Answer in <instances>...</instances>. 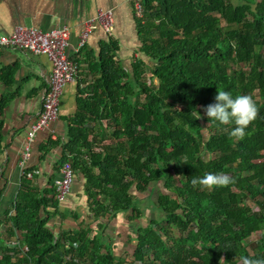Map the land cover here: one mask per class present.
Returning a JSON list of instances; mask_svg holds the SVG:
<instances>
[{
  "label": "trees",
  "instance_id": "trees-1",
  "mask_svg": "<svg viewBox=\"0 0 264 264\" xmlns=\"http://www.w3.org/2000/svg\"><path fill=\"white\" fill-rule=\"evenodd\" d=\"M143 5L144 15L136 20L139 56L131 70L114 54L103 58L101 77L91 85L90 96L80 99L75 124L83 127L85 112L106 118L115 139L101 152L87 154L102 168L97 175L90 168L85 172L90 184L100 187L91 193L93 199L102 195L91 218L129 210L141 215L134 184L140 192H156L159 215L136 230L125 252L114 251L102 223L96 231L87 223L58 237L47 225L58 201L38 195L25 173L15 213L3 218L0 264L264 260V0H143ZM217 89L253 100L256 117L242 139L228 135L231 123H209L204 109L215 102ZM7 101L0 100V156ZM196 111L200 115L194 119ZM78 131L85 135L88 130ZM92 145L78 142L73 169L75 154L78 164L88 166L81 149ZM206 173L228 175L231 183L191 184Z\"/></svg>",
  "mask_w": 264,
  "mask_h": 264
},
{
  "label": "crops",
  "instance_id": "crops-1",
  "mask_svg": "<svg viewBox=\"0 0 264 264\" xmlns=\"http://www.w3.org/2000/svg\"><path fill=\"white\" fill-rule=\"evenodd\" d=\"M100 8L113 9V34L109 35L97 27L86 44L79 47L84 21L94 16ZM136 20L132 0H0V35L10 33L18 24L43 30L66 26L70 30L67 55L80 66L77 79L64 87L58 118L37 133L31 143L30 157L22 165L23 151L28 143L27 131L41 111L51 62L45 55H34L24 50H0V100H8L2 116L4 148L0 156V235H4L6 228L3 218L15 213L13 207L24 174H30L28 180L38 195L55 199L54 182L60 176V168L68 159L72 163L71 156L83 139L93 144L91 148L81 149L89 167L78 164L75 154L71 191L63 201L57 202L58 208L47 224L56 236L76 231L87 223L96 231L99 230V223H102V226L106 225L103 231L114 251L125 252L134 244L132 240L136 237V230L159 215L156 192H140L134 184L132 193L141 215L136 212L132 214L129 210L113 216L106 214L100 220L91 218L92 206L102 199V195L99 194L95 200L91 196L92 192L100 191V187L90 184L86 168L92 169L95 175L101 173L102 168L97 163L98 158L93 163L87 154L90 156V151L101 152L103 146L115 143V139L111 138V123L106 118L95 115L92 118L89 112H85L83 127L75 124L80 99L90 96L91 85L94 86L101 77L98 71L103 58L114 54L125 70H131L132 63L139 56ZM112 41L115 48H112ZM99 110L105 113V106L101 105ZM78 129L88 131L80 135ZM2 238L6 241L5 235Z\"/></svg>",
  "mask_w": 264,
  "mask_h": 264
},
{
  "label": "built area",
  "instance_id": "built-area-1",
  "mask_svg": "<svg viewBox=\"0 0 264 264\" xmlns=\"http://www.w3.org/2000/svg\"><path fill=\"white\" fill-rule=\"evenodd\" d=\"M137 18L144 15L143 0H132ZM114 11L112 8H100L96 14L83 23L79 38V47H83L90 34L97 27L112 35L114 30ZM70 45L68 27L43 30L34 26L18 24L8 34L0 35V50L3 48L19 49L34 55H45L51 62L48 86L42 96L41 111L27 131V145L24 148L21 164L24 165L31 154V143L37 133L45 129L58 118L61 97L66 84L77 79L80 66L67 55ZM30 174H28V177ZM74 179V169L68 159L60 168V176L55 179L54 198L63 201L70 193Z\"/></svg>",
  "mask_w": 264,
  "mask_h": 264
},
{
  "label": "clouds",
  "instance_id": "clouds-1",
  "mask_svg": "<svg viewBox=\"0 0 264 264\" xmlns=\"http://www.w3.org/2000/svg\"><path fill=\"white\" fill-rule=\"evenodd\" d=\"M214 101V103L208 104L204 109L209 123H218L220 125L231 123L234 127L229 131L228 135L236 139H242L245 135V129L255 119L257 113L251 97L248 95H236L233 97L230 92L217 89ZM199 115L198 113L194 119L199 118ZM190 182L193 186L199 184L204 188L224 187L231 183V178L225 174L206 173L202 177L193 178ZM240 259L242 264H264V260L261 259H250L247 257H241Z\"/></svg>",
  "mask_w": 264,
  "mask_h": 264
},
{
  "label": "rangeland",
  "instance_id": "rangeland-1",
  "mask_svg": "<svg viewBox=\"0 0 264 264\" xmlns=\"http://www.w3.org/2000/svg\"><path fill=\"white\" fill-rule=\"evenodd\" d=\"M135 16H136V15H135ZM150 75H151V73L148 72L147 77L149 78ZM162 187H163V185H162ZM252 205L254 206L255 209H258V207H257L255 204L252 203ZM4 235H5V234H4ZM258 236H259V237L261 236V233H260V232L258 233ZM18 237H19V240H23L19 234H18ZM252 241H255V238H253ZM254 243H255V242H254ZM254 243H253V244H254ZM128 258L132 260L133 257H132V256H131V257L129 256Z\"/></svg>",
  "mask_w": 264,
  "mask_h": 264
}]
</instances>
